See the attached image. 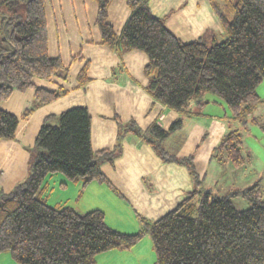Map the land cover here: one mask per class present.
Returning a JSON list of instances; mask_svg holds the SVG:
<instances>
[{
    "label": "trees",
    "instance_id": "1",
    "mask_svg": "<svg viewBox=\"0 0 264 264\" xmlns=\"http://www.w3.org/2000/svg\"><path fill=\"white\" fill-rule=\"evenodd\" d=\"M95 1L94 24L100 43L118 54L131 50L146 53L144 72L149 78L144 89L159 103L185 110L191 99L198 106L206 103L202 95L211 92L226 102L232 117L244 121L257 104L264 102L256 93L264 76V0H210L227 34L212 44L203 39L182 41L151 12L147 0H126L130 14L117 34L107 20L111 0ZM19 2L25 8L22 19L17 16ZM3 7L13 16L0 13L5 22L0 29V103L14 90L33 89L38 106L66 95L68 89H47L35 82V78L66 80L69 73L60 55L49 54L46 0H0V9ZM70 59L84 61L74 86L80 88L89 79V61L80 53ZM49 117L55 120L52 124L47 123ZM18 122L15 114L0 107V140L14 138ZM132 122L126 130L151 145L163 162H180L179 157L158 148L155 141L181 126V119L168 129L152 122L141 130ZM117 124L119 130L123 128L120 121ZM126 134L117 131L112 147L94 149L87 106L67 108L58 117L47 116L34 139L29 175L11 190H0V253L9 252L20 264H95L99 253L131 249L149 235L154 264H264V199L257 181L221 196L194 189L154 220L135 213L140 227L134 232L109 226L99 208L80 213L67 203L46 202V177L55 172L80 184L78 198L95 181L123 197L100 164L114 165ZM241 143L240 133L232 130L215 148V156L221 159L225 155L241 165ZM234 195L245 198L248 207H234Z\"/></svg>",
    "mask_w": 264,
    "mask_h": 264
},
{
    "label": "rangeland",
    "instance_id": "2",
    "mask_svg": "<svg viewBox=\"0 0 264 264\" xmlns=\"http://www.w3.org/2000/svg\"><path fill=\"white\" fill-rule=\"evenodd\" d=\"M113 2L114 0H111L108 3L107 20L113 24V28L118 34L124 23V20H121L123 19L124 10L126 9V15H129L130 6L126 0H121L120 4ZM147 2L149 5V0ZM154 3L157 6H162L161 10L165 14H161L157 10H153L152 13L162 18L167 28L184 42L203 39L208 44H212L227 37L217 14L211 6L210 0H155ZM115 5L117 8L113 11L112 7ZM16 9L18 19H22L25 14L23 3L19 2ZM45 11L51 45L50 53H55L54 55L60 54L65 65L67 64L69 67V73L66 80H62L59 77H55V81L35 78V82L37 85L47 89H61L58 87L68 89V94L70 95L66 97L60 96L59 100L56 99L49 102L48 104L50 105L41 104L38 106L35 105L36 99L33 89H28L25 92L14 90L8 100L1 101L0 107L15 114L19 122L14 139L0 140V190H11L18 182L25 180L29 175L33 153L35 152L33 147L34 139L41 123L47 116L58 117L61 111L77 105H86L87 107L89 105L90 110L89 107L88 110L94 116L92 99L95 98L98 92H101V94L96 95L97 102L102 101V97L108 99L109 96L104 94V92H108L104 81L115 79L112 76L103 77L96 72L99 70L97 65L99 61L94 60V69L91 72L94 75L90 73L89 66L87 69L89 79L75 93L76 74L84 61L70 60L71 55L77 53L82 55L84 52L85 54H90V51L86 50L84 45L85 41L98 45L96 40H101L99 30L93 22V17H96L95 13L97 11L95 0H46ZM0 13L3 16H13V13L4 7L0 9ZM2 15H0V29L5 25ZM227 16L229 18L232 17L231 14H227ZM6 28H9V24L6 25ZM98 43L101 44L100 41ZM55 45L58 46L55 47ZM139 52L147 59L143 63L139 62V59L138 62L134 60L135 67L142 71L140 78L145 79V82L142 81L145 87L149 78L144 72L148 57L142 50H139ZM102 57L105 56L102 55ZM114 69H116V66L112 68V71ZM121 73L118 70L114 76L118 77ZM133 73L136 72L133 70ZM256 93L264 100V76L256 87ZM130 94L134 101L140 98L138 95ZM202 100L206 101V103L204 102L201 106L195 103V99H191L188 108L185 110L178 111L166 106L167 109L165 111H160L155 106V108L149 109V113L146 114L145 119H155V123L163 129H168L172 122L177 119L182 121L181 126L177 127L165 139L155 141L158 148L166 150L170 154L175 155L176 158L179 157L180 162H172L171 165L173 167L167 171L168 175L164 176L165 169L156 167V163L150 161L157 169L155 171L156 177H159L157 183L160 188L149 176L146 177V182L149 183L147 188H139L136 192L138 201H144L145 199L147 202L150 198L151 203L146 207V212V209L141 208L140 204H137L140 211L136 210L150 220H154L171 210L185 197L187 192L194 189L208 190L212 195L221 196L232 190L249 187L257 181L264 199V130L262 129L264 125V102L257 104L246 115L245 120L241 121L232 117L226 102L216 94L204 92ZM111 102L112 106L117 105L113 98ZM26 112L28 114L24 115ZM112 112L110 119L115 123V135H117V131H119V135H123L127 131L128 134L134 137L132 133L126 130L133 123L132 120L135 122V126L141 130H145L150 126L146 120H143L142 124H140L134 118H127L124 114L116 115L114 110ZM51 121L55 120L49 117L47 123L52 124L53 122ZM118 121L123 124V128H120V130L117 124ZM232 130H237L240 133L242 141L241 154L244 157V162L238 166L225 155L221 159H219L220 156H215V148L219 145L221 139ZM123 140L121 143L122 152ZM149 146L152 148L151 145ZM146 148L149 151L150 148ZM152 150L154 149L152 148ZM156 157L160 159L158 155ZM161 162L163 161L161 160ZM48 176L46 180L49 181V187L44 192L49 197L46 202L50 205H55V201L62 203V201L69 199L70 203H73L76 197L74 184L67 181L65 175L61 172H55ZM62 181L67 182V185L61 186L60 182ZM173 192H175V202L170 200ZM178 194L182 195L176 198ZM231 200L234 207L238 209L249 205L248 201L241 195H234ZM88 205L92 204H89V200L86 199L82 205L80 201L77 205L78 208L75 209L83 213L88 211V209L90 210L91 206ZM109 221H111L110 218ZM128 229L132 230L131 228ZM120 251H114L115 253L108 258L109 263L102 259L98 261L96 257V264H154L155 255L149 235L144 236L133 248ZM0 264L20 263L16 262L9 252L4 251L0 253Z\"/></svg>",
    "mask_w": 264,
    "mask_h": 264
},
{
    "label": "crops",
    "instance_id": "3",
    "mask_svg": "<svg viewBox=\"0 0 264 264\" xmlns=\"http://www.w3.org/2000/svg\"><path fill=\"white\" fill-rule=\"evenodd\" d=\"M120 1L121 0H114L113 3L120 4ZM154 2L155 0H149V7L151 9V12L153 10H157L160 11L161 14H165V12L161 10L162 6H157V4ZM116 5L112 7L113 11L116 10ZM170 9H172V7H170ZM126 14L127 10L125 9L122 17L123 19H121L124 20V22L129 16ZM94 19L95 16L93 17V22ZM47 35L49 54L55 56V53H50L51 45L48 30ZM99 41L100 40L98 39L96 40V43L98 45H94L88 41H85L84 45L86 47V50L90 51V54H85L84 52L82 56L85 60L89 61L90 73L94 69V60H98L99 63L97 65L99 66V70H97L96 72L101 74V76L103 77L112 76L115 79H111L110 81H104L108 92H103L104 94L109 96L108 99H104L102 97V101L97 102L96 95L101 94V92H98L95 95V98L92 99V109L95 115L93 116L92 113L90 111L89 112L91 113V143L92 147L95 149L110 148L115 142V123L112 119H110V116L113 114L112 110L116 111V115L124 114V116H127V118H134L140 124H142L141 122L143 120H146L150 125L152 122H156V120L153 118L145 119L147 116L146 114L149 113V109L155 108V106H157L160 111H165L167 109L165 105L154 100L143 89L144 86L142 84V81L145 82V79L140 78V73L142 74V71L139 70L138 67H135L134 60H137L138 62L139 59V62L143 63L145 60H147L144 58L145 56L141 52H139V50H131L123 54H118L114 49L99 44ZM56 46L58 45H55V47ZM102 55H104L105 57H102ZM114 66H116V69L112 71V68ZM118 70L122 73L120 74V76L116 77V75L114 76V74H116ZM133 70L138 74L133 73ZM91 74L94 75L93 73ZM79 89L80 88L75 89V93L76 91H79ZM103 89L105 88L103 87ZM130 93L138 95L140 98L137 99L140 101L136 99L134 101ZM69 95L70 94L67 93L66 95H63V97ZM112 98L117 104L116 106H112ZM46 105L50 104L46 103ZM143 116L145 117L142 118ZM134 137L130 134L125 137V139L123 140V152L114 160V165L111 166L109 163L106 162L100 165L101 170L112 182V184L121 192L123 197L118 196L106 184L98 183L95 181L89 183L83 189L81 197L78 198L77 194L80 188V184L71 182L74 184L75 187L74 190L76 197L74 198V202L70 203V200L66 199L65 201H62V203H67L75 209L78 208L77 205L80 203V201L82 205L83 201L87 199L89 200V204H92L88 205L91 206L90 209L99 208L103 210V212L105 213L106 222L109 226L126 232L137 230L140 227V224L135 217V213H138L136 210L140 211V209L137 207V204H140L141 208L146 209V207L151 203V200L149 198L147 202L145 201V199L144 201H138L136 192L139 188H147V185L149 183L146 182V177L151 176V180L154 181L157 185V181L159 180V177H156L157 175L155 170L157 169H155L154 165L150 161H152L153 163L155 162L156 167L165 169L164 176L168 175L167 171L173 166L171 165L172 162H161V160L156 157V153L154 152V150H152V148H150L149 144H144V142L141 143V139L137 138L136 136ZM146 147H149V151L151 152H149ZM62 182H60L61 186L67 185H63ZM181 195L182 194H178L176 198ZM47 198H49L48 195H45V199ZM170 200L172 202H175V192H173V194L171 195ZM58 203V201L54 202L55 205ZM146 211L147 209L145 210V212ZM109 218L111 221H109ZM128 228H131L132 230H129ZM114 251L120 250L113 249L101 252L97 255V260L100 261L102 259L109 263L108 258H110L111 255L115 253Z\"/></svg>",
    "mask_w": 264,
    "mask_h": 264
}]
</instances>
